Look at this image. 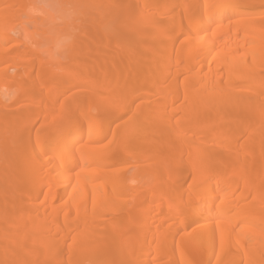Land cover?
<instances>
[{"label":"bare ground","instance_id":"1","mask_svg":"<svg viewBox=\"0 0 264 264\" xmlns=\"http://www.w3.org/2000/svg\"><path fill=\"white\" fill-rule=\"evenodd\" d=\"M48 2L0 0V84L43 74L0 115V264H264V0H62L55 68L12 35Z\"/></svg>","mask_w":264,"mask_h":264},{"label":"clouds","instance_id":"2","mask_svg":"<svg viewBox=\"0 0 264 264\" xmlns=\"http://www.w3.org/2000/svg\"><path fill=\"white\" fill-rule=\"evenodd\" d=\"M66 7L70 8L71 5H65L62 0H49L43 5L30 4L26 9L23 21L12 32L13 36H23L24 40L29 43L35 42L38 53L54 68L66 60L73 46L74 38L71 31H61L55 40L48 42L51 34L46 25L56 24L58 13ZM70 22V13L59 20L62 25ZM17 95L18 89L0 84V103H11Z\"/></svg>","mask_w":264,"mask_h":264},{"label":"rangeland","instance_id":"3","mask_svg":"<svg viewBox=\"0 0 264 264\" xmlns=\"http://www.w3.org/2000/svg\"><path fill=\"white\" fill-rule=\"evenodd\" d=\"M107 11V10H106ZM178 24H180V21H177L175 23V25L177 26ZM65 24H60V27L65 28ZM67 28H70V25L67 24ZM8 61H5V63L3 64L2 67L7 66ZM6 68V67H5ZM8 70L11 71L12 69H10L8 67ZM43 82V74L40 73L39 71H34L33 76L29 79V81H27V83L24 85V87H20L17 84H12L10 86V88H15L18 89V95L16 97L20 98L19 102H11V103H7L5 105V108H0V115L2 116L3 114L6 116L12 115V116H16V112L20 109L19 107L23 106V105H27L28 104V99L26 98L25 94H28L30 92V90L37 88V86H39V84H41ZM62 87V86H61ZM77 88V87H76ZM76 88H69L67 89V92H65L66 94L70 93V90H74ZM22 92H24L22 94ZM5 104V103H4ZM115 117V116H114ZM128 115L124 116V118H120V119H116L117 121H114L113 123L110 124L109 126V130L112 131L113 129H115L116 127H118V125L123 124L127 119H128ZM121 120V121H120ZM9 122L8 121H3L0 124V131L1 132H6V136L8 138L13 137L14 135H20L21 133H23V131L26 129L27 124L26 123H22L16 127L10 128L9 131H7L6 127L9 126ZM104 129V128H103ZM4 142L1 141L0 142V147L3 146ZM5 155H4V151L2 149H0V160L4 159ZM129 164H131L129 162ZM132 168V167H130ZM109 250V249H108ZM171 253V252H170Z\"/></svg>","mask_w":264,"mask_h":264}]
</instances>
